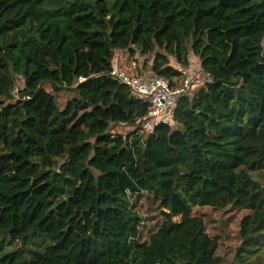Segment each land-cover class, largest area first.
<instances>
[{
	"label": "trees",
	"instance_id": "16d2710c",
	"mask_svg": "<svg viewBox=\"0 0 264 264\" xmlns=\"http://www.w3.org/2000/svg\"><path fill=\"white\" fill-rule=\"evenodd\" d=\"M126 49L173 87L199 58L175 127L114 132ZM263 174L264 0H0V264H264Z\"/></svg>",
	"mask_w": 264,
	"mask_h": 264
},
{
	"label": "built area",
	"instance_id": "2783aa9c",
	"mask_svg": "<svg viewBox=\"0 0 264 264\" xmlns=\"http://www.w3.org/2000/svg\"><path fill=\"white\" fill-rule=\"evenodd\" d=\"M114 64L112 76L119 83L128 86L134 97L149 104L147 114L139 118L135 125L131 126V130H138L148 135L161 124L175 127V113L180 98L190 93L189 90L195 89L190 79L186 80L184 86L173 87L171 82L163 76L154 73L135 74L127 70V67L124 68V65L118 64L115 59ZM179 70L186 72L182 67H179ZM19 79L22 80L23 77L19 76ZM18 90V88L15 90L16 95Z\"/></svg>",
	"mask_w": 264,
	"mask_h": 264
},
{
	"label": "rangeland",
	"instance_id": "374dc122",
	"mask_svg": "<svg viewBox=\"0 0 264 264\" xmlns=\"http://www.w3.org/2000/svg\"><path fill=\"white\" fill-rule=\"evenodd\" d=\"M127 50V49H126ZM127 55L125 56V58H123L121 56V52L117 51L115 54L114 59L116 60V62L118 64H122L124 65L123 67H127V70L140 75L141 73H152L150 72V61L153 58L152 55L149 56H144L141 55L139 52H136L135 55H131L129 50H127ZM133 56H137V59H134ZM195 56V55H194ZM198 60L199 58L197 56H195ZM123 58V59H122ZM140 59V60H139ZM174 61V59H173ZM172 64H174L177 68H179L180 66L178 64H176L175 62ZM145 70V71H142ZM186 71V70H185ZM185 78L183 81H181L178 84V87L184 86L185 82L187 79H190L189 81H191L193 83V87H195V89H193V87L191 89L193 90H189L191 91L190 93H193L196 88H198L200 85H202L203 82H205L207 80V76L202 72L201 70V66L200 63L197 62L194 58L192 59V67H190V70L185 72ZM190 83V82H189ZM20 86H22V82L19 83ZM73 96V93L71 91H66L62 94L58 95V103L61 106H64L65 102L67 101V99L71 98ZM131 126H126V125H119V126H115L114 128V132H119V133H123V134H127L129 132H131ZM261 181L264 185V174L261 177ZM197 212L198 213H204L206 212V219L208 220L207 223L210 227V231L214 228L216 230H218L219 232L224 229L225 234L222 233L224 235V240L227 243V245H231L234 244V240H232V236L237 234V218H232L233 215V211H226V212H222V211H215L212 210L209 207H202V208H197ZM237 216V215H235ZM238 217V216H237ZM231 219V220H230ZM234 237V236H233Z\"/></svg>",
	"mask_w": 264,
	"mask_h": 264
},
{
	"label": "crops",
	"instance_id": "0c3cea01",
	"mask_svg": "<svg viewBox=\"0 0 264 264\" xmlns=\"http://www.w3.org/2000/svg\"><path fill=\"white\" fill-rule=\"evenodd\" d=\"M119 52H121V56H122L123 58H125V56H126L127 53H128L127 50H119ZM136 57H137V56H133L134 59H137ZM123 58H122V59H123ZM193 58H194L197 62H199V60H198L194 55H191V56H190V59H191V60H190V61H191V66H190V67H192V59H193ZM139 60H140V59H139ZM174 62H175V61H173V63H174ZM175 63H176V62H175ZM176 64H177V63H176ZM173 65H174V64H173ZM190 67H189V68H186V71L190 70ZM142 71H145V70H142Z\"/></svg>",
	"mask_w": 264,
	"mask_h": 264
}]
</instances>
